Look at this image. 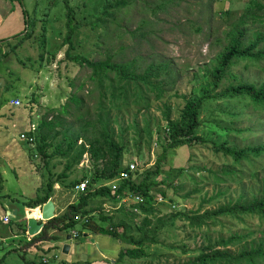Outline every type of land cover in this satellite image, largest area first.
I'll return each mask as SVG.
<instances>
[{"label": "trees", "instance_id": "1", "mask_svg": "<svg viewBox=\"0 0 264 264\" xmlns=\"http://www.w3.org/2000/svg\"><path fill=\"white\" fill-rule=\"evenodd\" d=\"M40 1L37 0L36 3ZM42 1L45 2L43 14H50L53 7L56 12L62 9L67 31L63 42L57 48L62 49L67 44L63 60L87 67L90 73L80 83L77 77H67L73 93L66 102L55 109L57 111L55 116L51 118L44 116L33 129L35 132H27L29 136L34 137L35 145L37 142L36 150L43 166H47L48 176L43 185V192L34 198L22 200V204L30 208L42 206L53 197L56 183L72 189L84 180H87L88 184L85 191L78 193L74 202L69 203L62 213L45 221L41 231L20 247L27 249L37 241L59 240L60 236L53 233V230L67 232L71 229L69 231L71 233L75 226L81 224L85 230L108 233L130 244L123 247L119 253L117 261H122L125 257L138 259L147 256L149 253L146 248L149 245H158L160 232L175 224L178 218L185 219L192 227H201L214 224L221 217L242 219V215L251 214L264 223V134H261L264 125V79L244 80L242 73L232 68L238 61L243 62V69H248L254 64H264V25L262 24L264 18L261 14L264 4L259 0H250L245 11L230 23L225 34L227 41L211 60L209 67L205 69L204 81L198 90L191 89L188 94L181 95L183 104L175 117L171 114L170 105L165 104L163 116L166 124L157 129V140L163 148V158L168 150L171 152L179 146L196 142L211 143L214 152L221 153L230 159L221 170L224 176L240 182L247 172L246 181H258L260 185L257 189L253 186L251 193L247 195L242 193L235 200H228L215 208L203 211L201 209L174 210L166 217L156 213L157 198L156 194L152 193L157 185L166 182L158 178L162 172L163 159L158 157L152 169L147 168L141 173L136 171L138 165L134 161H129L123 166L127 150V142L124 140L125 129L132 127L138 132L141 130L137 127L135 118L125 126L124 121L121 120L122 115L117 114L114 118L112 109L128 111L131 101L149 108L151 93H154V98H160L168 88L174 87L179 75L176 66L169 58H156L147 65L141 66L136 59L122 61L119 60V56L120 51L125 47L123 39L128 34L131 39L138 38L137 45H140L143 40L151 43L157 14L159 12L169 14L172 10V2L180 6L179 0H156L153 3L154 7L147 2L144 5L138 4V0H79L78 3H72V0ZM143 9L148 14L141 15L138 25L130 31L127 26L129 22L132 23L134 12L140 13ZM39 10V5L35 4V9L30 16L23 8L25 30H27L25 32L23 30L13 38H18L17 45H19L23 40L33 37L38 29V22L42 21V33L36 40L40 52L39 60L42 63L48 53L46 33L49 30L51 18L42 17V15L39 17ZM224 14L230 16L231 11L227 9L222 12V15ZM214 17L215 15L211 13L210 18L214 19ZM256 23H261V27H252ZM87 28L93 33L91 37L86 33ZM83 32L85 36L81 38ZM10 39L1 40L0 47L2 44H10ZM89 39L94 45L103 44L110 49L119 45L118 52L111 53L103 59H91L89 52L83 49L85 41ZM53 58H56V55L53 54ZM86 83L90 84L87 89L88 94L96 99L97 118L95 119L85 117L89 114L91 107L85 104L84 95L79 91ZM219 99H233L234 105H226L225 108L220 109L217 120L202 119L201 114L210 110V102ZM255 111L258 112L259 117H263L259 121L262 126L257 129V132L253 130ZM69 115L74 116L81 123L78 125L69 123L65 117ZM137 115L138 113H134L135 117ZM243 117L247 118L249 123L237 126L236 123ZM210 122L215 133L220 132L225 136L221 142L207 140L202 135L200 137L197 135L199 127ZM143 130L148 138H153L148 121ZM256 134H258L257 140H255ZM235 135H240L241 144H237L232 139ZM58 136L60 139L56 140ZM163 136L166 143L160 141ZM82 140L85 141L83 144ZM27 142L30 144L29 141ZM135 147L139 149L137 143ZM85 152L91 156L95 171L90 175L83 173L81 178L66 182L69 172L81 161ZM57 155L66 160L60 172H55L49 167L50 160ZM99 160L106 161L102 168L98 167ZM131 163L135 164V169L129 172L128 178H122V171ZM245 165H249L248 171ZM37 167L40 165L38 164ZM194 169L197 167L194 166ZM181 172L182 168L178 174ZM192 178L194 179L193 176ZM116 179H118L119 187L116 192H112L108 183ZM104 181H108L107 185ZM95 184L98 186L94 190L91 186ZM159 193L162 198L167 199L164 190H160ZM129 194L140 196L142 201L129 199L123 201L122 199ZM102 196L115 204H120L118 210L121 216L117 220L112 215L100 211L102 210L100 206L90 205L91 199ZM209 200H213V197ZM163 201L161 204L165 202ZM98 209L99 219L106 221V225L95 221L94 212ZM139 213L144 214V217L137 223L134 220ZM23 228L26 231V227ZM252 232L236 231L228 237L221 236L210 240L201 246L200 252L187 264H264V230H260L258 238L252 237ZM236 245L238 249H230ZM27 264H49V262L44 259L40 262L29 260ZM70 264L93 263L85 261Z\"/></svg>", "mask_w": 264, "mask_h": 264}, {"label": "rangeland", "instance_id": "2", "mask_svg": "<svg viewBox=\"0 0 264 264\" xmlns=\"http://www.w3.org/2000/svg\"><path fill=\"white\" fill-rule=\"evenodd\" d=\"M36 1L21 0V3L30 16L37 4L40 9L38 16L51 18L49 30L46 33V51L48 53L42 63L39 60L40 52L36 42L42 33V21L38 22V29L33 37L23 40L19 45H17L18 38H11L10 44H2L0 47V172L2 173L0 216L6 214L11 218L10 225L0 220V236H9V241H3L0 237V264H27L29 260L40 262L44 258L48 259L49 264L83 263L85 261H90L93 264H158L159 262L162 264H187L200 252L201 246L210 240L221 236L228 237L236 231H253L252 237L258 238L260 230H264V223L255 215L245 214L242 215V219L221 217L217 219L216 223L201 227H192L185 219L178 218L175 224L160 232V243L149 245L146 248L149 254L138 259L125 257L122 261H117L122 248L130 246V244H126L108 233H94L85 230L81 224L73 228V231L79 233L77 237L72 236L71 239H68L69 232L53 230L52 232L60 234L59 240L49 241L44 247L37 250H33L31 247L27 249L19 247L21 244L23 246L27 244V236L23 234L19 223L22 222L24 225L27 222L26 209L29 207L25 206L24 209L22 200L34 198L42 193L48 176L47 166H43L36 150L37 142L36 145L35 142L29 144L20 135H28L27 132L30 131L35 132L33 129L44 116L49 118L55 116L57 113L55 109L66 102L73 93V88L67 82V77H77V81L80 83L90 73L87 67L63 60L67 44L62 49L57 48L63 42L67 31L62 9L56 12L53 7L50 14H43L45 2L41 0L40 3H36ZM78 1L72 0V3H78ZM155 1L138 0V4L144 5L147 2L154 7ZM259 1L264 4V0ZM179 2L180 6L176 2H172V10L169 14L164 12L157 14V23L154 27V34L151 35V43L143 40L140 45H137L138 38L131 39L129 34H125L126 37L123 39L125 47L120 51L119 56V60L122 61L136 59L141 66L147 65L156 58H169L176 66L179 75L174 87L168 88L160 98H154V93H151L149 108L131 101L128 111L112 109L114 118L117 114L122 115L121 120L124 121L125 126L135 118L137 127L141 130L138 132L132 127L125 129L124 140L127 142V150L123 166L129 161H134L138 165L136 171L141 173L147 168L152 169L158 157H162V172L158 178L164 179L166 182L157 185L152 193L156 194L158 200L155 204L156 213L159 216L166 215V217L174 210L201 209L203 211L215 208L228 200H235L242 193L244 195L251 193L253 186L257 189L260 185L258 181H246L247 172L240 182L224 176L221 170L230 159L221 153L214 152L211 143L196 142L187 146H179L171 152L168 150L163 158V148L157 140V129L166 124L163 116L164 105H170L172 116L175 117L179 114V107L183 104L181 95L188 94L191 89L198 90L204 81L205 69L209 67L211 60L227 41L225 34L230 23L245 11L250 0H179ZM227 9L231 11V15H222V12ZM211 13L215 15L214 19L210 18ZM145 14L148 12L144 9L140 13L134 12L133 21L129 22L127 26L130 31L138 25L140 16ZM261 14L264 18V10ZM262 24L264 25V22ZM25 26L24 22L22 29L24 32L27 30H25ZM252 27H261V23H256ZM86 33L89 34V37L93 34L89 28L86 29ZM8 36L6 34V37ZM84 36L83 32L81 38ZM6 37L0 38V41L7 39ZM14 45L17 47L13 48ZM118 46H113L110 49L103 44L94 45L89 39L85 41L83 49L89 52L88 55L91 59H103L111 53H117ZM53 54L56 55V58H53ZM242 63V61H238L232 68L241 72L244 80L264 79V64H254L248 69H243ZM89 85L86 83L79 93L84 95L85 104L91 107L89 114L85 117L95 119L97 118L96 99L88 94ZM15 99H19L21 103L19 105L11 104V100ZM226 105H234V100L219 99L210 102V110L202 113L201 118L217 120L220 109L225 108ZM134 113H138L137 117L134 116ZM253 115L255 118L253 130L257 132V129L262 126V123H259L262 116L259 117L257 111ZM65 117L69 123L76 125L81 123L72 115ZM146 121L149 122L150 129H152V139L148 138L147 133L143 130ZM245 123H249V120L243 117L236 124L243 126ZM211 124V122L205 123L199 127L197 135L199 137L202 135L207 140L221 142L225 136L220 132L215 133ZM261 130V134H264V125ZM257 137L258 134H256L255 140ZM59 139L60 136L56 138V140ZM232 139L237 144H241L240 135L232 136ZM160 141L166 143L164 136L160 138ZM84 142L82 140V144ZM136 143L139 145V149L135 147ZM51 149L53 150V147ZM99 162V168L106 164L105 160H99ZM65 163L66 160L57 155L50 160L49 167L55 172H60ZM38 164L40 167H37ZM194 166L197 169H194ZM181 168L182 172L178 174ZM245 169L248 171L249 165H245ZM94 171L95 166L92 164L91 156L85 152L81 161L74 165L69 172L66 182L81 178L83 173L90 175ZM104 182L107 185L108 181ZM98 185L95 184L91 187L95 190ZM108 186H110L109 183ZM54 187L55 191L51 199L56 203L57 212L78 196V193L70 187L59 183H56ZM160 190L166 192L167 199L162 198ZM211 197L213 200L208 201ZM161 201L164 203L161 204ZM123 203L127 205L126 202ZM90 205L100 206L102 208L100 211L112 215L116 220L121 216L118 210L120 204H115L107 197H94L91 199ZM98 213L99 209L94 212L95 221L106 225V221L99 219ZM37 214L41 216V211L38 210ZM23 217H26V220H23ZM143 217L144 214L139 213L134 221L139 223ZM132 226L135 228L134 224ZM12 231L15 232V235ZM17 233L19 236L16 235ZM85 233L89 236H84ZM66 243L71 244L69 253L63 252ZM230 249H238V246L230 247Z\"/></svg>", "mask_w": 264, "mask_h": 264}, {"label": "crops", "instance_id": "3", "mask_svg": "<svg viewBox=\"0 0 264 264\" xmlns=\"http://www.w3.org/2000/svg\"><path fill=\"white\" fill-rule=\"evenodd\" d=\"M23 25H24V15H23V7H22L21 1H19V0H0V38L6 37V34L9 35L8 36L9 38L15 37L17 34H19L22 31ZM8 37H6V38H8ZM15 98H17V97H15ZM0 174H2V173L0 172ZM74 200L70 201L69 203L74 202ZM53 202L55 205L56 204L55 201H53ZM66 206L67 205H65L64 208L61 207L58 212H57L56 206H55V213L56 214L62 213L65 210ZM23 207L25 209V206H23ZM38 210H40L39 207H38ZM5 215L6 214H4V216ZM4 216H2V217L0 216V220L3 221ZM38 217H40V216L38 215ZM22 219L26 220V217H23ZM10 221H11V218L9 220V225H10ZM27 223H28V220L24 225L22 224V222L19 224H20V228L22 229V232H24L23 234H25V236H27V241H29L31 239V237H33L34 235L32 236V235L28 234ZM24 226L26 227V231L23 228ZM59 232H64V231H59ZM67 232H69V231H67ZM12 233L15 235V232L12 231ZM53 233H55V232H53ZM56 234L60 236L59 233H56ZM69 234H70V232H69ZM16 235L19 236L18 233ZM0 237L3 241H9V236L8 237L0 236ZM67 238H68V235H67ZM50 241H52V240H50ZM48 242L49 241H37L36 244H33L30 247L33 248V250H35V249L37 250L38 248L44 247V245ZM70 246H71V244H70ZM44 260L48 261V259H46V258H44Z\"/></svg>", "mask_w": 264, "mask_h": 264}, {"label": "water", "instance_id": "4", "mask_svg": "<svg viewBox=\"0 0 264 264\" xmlns=\"http://www.w3.org/2000/svg\"><path fill=\"white\" fill-rule=\"evenodd\" d=\"M41 211V216L38 217L37 211L38 208H27L26 212L28 213V223H27V228H28V234L29 235H35L38 234L41 229L44 226L45 221L53 218L56 216L55 214V205L53 200L49 199L45 204L39 208ZM84 236H89L87 233L84 234ZM72 237L71 234H68V238L70 239Z\"/></svg>", "mask_w": 264, "mask_h": 264}, {"label": "built area", "instance_id": "5", "mask_svg": "<svg viewBox=\"0 0 264 264\" xmlns=\"http://www.w3.org/2000/svg\"><path fill=\"white\" fill-rule=\"evenodd\" d=\"M13 103H14V104H20V100H19V99H15V100H13ZM20 137H21L22 139H24V140L29 141L30 143H31V142H34V137H33V136H29V135H26V134H21ZM134 169H135V164H134V163H131L127 169H124V170L122 171V173H121V177H122V178H128V177H129V172L132 171V170H134ZM87 184H88L87 180L81 181L80 183H78V184H76V185L74 186V189H75V191L78 192V193H79V192H82V191H85V189L87 188ZM109 184H110L109 187H110L111 191H112V192H116V190H117L118 187H119L118 180H113V181L109 182ZM128 199H129V200H133V201H142V198H141L140 196H137V195H134V196H133V195H131V194L125 196V198L122 199V200H123V201H126V200H128ZM9 220H10V218H9L8 215H5V216L3 217V221H4L5 223H8ZM75 235H76V233H75Z\"/></svg>", "mask_w": 264, "mask_h": 264}, {"label": "bare ground", "instance_id": "6", "mask_svg": "<svg viewBox=\"0 0 264 264\" xmlns=\"http://www.w3.org/2000/svg\"><path fill=\"white\" fill-rule=\"evenodd\" d=\"M20 103H21V101H20ZM11 104H13V105H19V104H14L13 103V100H11ZM70 248H71L70 243H66L64 245V247H63V252L64 253H69L70 252Z\"/></svg>", "mask_w": 264, "mask_h": 264}, {"label": "clouds", "instance_id": "7", "mask_svg": "<svg viewBox=\"0 0 264 264\" xmlns=\"http://www.w3.org/2000/svg\"><path fill=\"white\" fill-rule=\"evenodd\" d=\"M74 191H75V189H74ZM76 192V191H75ZM76 193H78V192H76ZM36 208H38V207H36ZM39 208H41V206H39ZM56 214V213H55ZM4 222V221H3ZM9 223V222H8ZM75 233H76V235H75ZM72 236H77L78 235V232H75V231H73V232H71L70 233Z\"/></svg>", "mask_w": 264, "mask_h": 264}]
</instances>
